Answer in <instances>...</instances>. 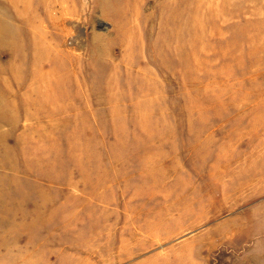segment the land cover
<instances>
[{
  "label": "rangeland",
  "instance_id": "rangeland-1",
  "mask_svg": "<svg viewBox=\"0 0 264 264\" xmlns=\"http://www.w3.org/2000/svg\"><path fill=\"white\" fill-rule=\"evenodd\" d=\"M26 1L0 0V264H264V0H130L120 47L90 0ZM34 31L73 53L55 81L118 84L33 103Z\"/></svg>",
  "mask_w": 264,
  "mask_h": 264
},
{
  "label": "bare ground",
  "instance_id": "bare-ground-1",
  "mask_svg": "<svg viewBox=\"0 0 264 264\" xmlns=\"http://www.w3.org/2000/svg\"><path fill=\"white\" fill-rule=\"evenodd\" d=\"M9 3H13L18 2V0H6ZM28 6H30V8H32V5L34 3H39V5H41L42 7H49V14L53 15L54 17H59L62 23H64V21L66 20V18H70L72 15H75L78 12L79 6L77 7V5L75 3H73L70 7L67 5L68 0H27L26 1ZM93 3L95 6V8L97 6H100L102 9V12L104 15H107V17H109L112 21H114V23L116 24V26L118 27L119 30V40H122L117 44L118 47H120V45L122 44H128V42L125 40V38L129 37V40L131 39V37L129 36L133 30L132 25L129 23V20L135 21L137 23V7L136 8H130L129 7V2L130 0H90V3ZM181 3H186L187 7L189 6V0H173V4L177 5H181ZM78 8V9H77ZM94 8L93 7H89V5L86 7V10L89 13V16H91L92 14V10ZM33 10V8H32ZM179 11L177 9H169L168 14L170 15L169 17L172 20H177L178 18L181 17V15L179 16ZM35 14V13H34ZM56 14H60V15H56ZM186 12L183 13L182 16H185ZM70 16V17H68ZM7 26L11 27L10 24L5 23V21L2 19V16L0 15V39L1 40H5V39H13L16 44L19 47H21V44L19 41L22 42V40H20V36L18 33H16L15 31L13 32V30H11L10 28H8ZM175 26V25H173ZM64 34V33H63ZM36 36V32L34 31L31 37L32 40V45H33V62L34 65H36V63L42 59V58H48L50 59V61H52L51 65H52V69L50 72H39V70H37L35 67V69L32 71L31 75V83L29 84L31 87V91L29 90V92H31L32 94V100L33 103H37L40 104L43 101H49V102H53V100L51 99V96L55 97V100H62L61 98L59 99V95H57L58 90L60 89H73L72 92V96H69L70 98H76L78 93H80L79 91H83L84 88H87V86L89 85H94L97 86L96 90H99L98 87H101L103 89H110V87H112V85H117L118 82L115 81L116 83L112 84V81L109 82H105L104 84L98 83V81L95 78H90V79H85L81 82L78 81L77 77H74V79L71 81H67L66 83H61L60 81H55V72H58V70H66L67 67V63L72 61L74 56L73 53L70 52V50L65 49V50H61V45L58 47V50L56 48L52 49L53 52H50V50L48 51V49L46 47H43V43L41 46H39L40 44H37V40L35 38ZM37 37V36H36ZM95 37H93V41H94ZM61 40V37H60ZM59 40V41H60ZM13 46V48H14ZM17 47V46H16ZM129 48V47H127ZM130 49V48H129ZM129 49L126 51V53L129 51ZM95 61L96 58L94 59ZM49 65V64H48ZM50 67V66H49ZM46 68V67H45ZM41 70V69H40ZM70 76H68L69 78ZM70 79V78H69ZM127 85L129 86V88L131 87V85H129V81L126 82ZM20 86V85H19ZM20 88V87H19ZM100 88V89H101ZM138 90H143L144 89H148L150 92L146 95H153L157 94V92L155 91V89L153 88V86H148L145 84H141L138 85L136 87ZM2 90V86H0V117L4 116L6 118H10L9 122H13L15 119L11 118L12 112L10 111V104L6 101L5 95L3 94ZM95 90V91H96ZM147 93V92H146ZM94 94V91L93 93ZM119 95H111L108 94L106 97V101H113V100H120L122 98L125 97V93L122 94L118 93ZM13 97V94H12ZM10 115V116H9ZM34 114L27 113L26 114V118H31V116H33ZM3 140H1L0 144H2ZM7 155L8 151L5 150L4 151Z\"/></svg>",
  "mask_w": 264,
  "mask_h": 264
}]
</instances>
